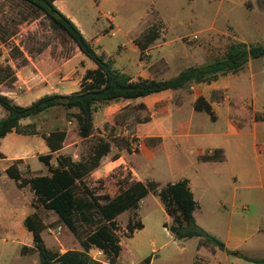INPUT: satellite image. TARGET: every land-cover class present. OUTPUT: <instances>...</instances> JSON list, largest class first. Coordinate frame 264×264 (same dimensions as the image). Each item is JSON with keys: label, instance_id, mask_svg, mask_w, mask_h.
<instances>
[{"label": "crops", "instance_id": "crops-1", "mask_svg": "<svg viewBox=\"0 0 264 264\" xmlns=\"http://www.w3.org/2000/svg\"><path fill=\"white\" fill-rule=\"evenodd\" d=\"M245 1L248 0H220L219 12L210 18L198 15L169 18L157 10L158 17L154 18L150 9L156 0H55L54 6L76 26L95 52L111 62L114 70L132 80L166 81L187 68L223 57L232 43L247 44L251 37H258V22H264V13H258L259 21H254L255 14L247 13ZM137 2L148 4L149 8L137 14ZM191 26L197 30L190 33ZM151 27L158 29L159 38L141 52L134 41ZM186 35L197 38H189V45H185L180 41ZM86 60L83 75L96 68ZM261 60L264 58L249 60L236 74L219 76L209 83L192 84L185 89L131 101L110 102L94 114V121L99 112L105 117L110 125L107 133L131 127L138 147L134 153L132 141L123 148L111 142L116 151L110 147L89 177L107 175L121 168L128 169L133 181L143 184L153 182L163 186L187 180L197 203L193 212L196 224L225 248L221 251L199 246L196 238L176 240L163 226L171 222L163 204L158 197L148 194L136 211L143 228L125 239L144 235L131 249L132 259L124 264H141L147 257L149 264H238L242 260L226 251L239 252L252 259H259L254 255L264 256V120L256 119V116L264 117ZM28 68L31 67L17 70L11 87L0 83V94L18 106H28L45 95H69L80 89L78 84V89L70 90L73 84L63 78L53 85L54 92L42 94L40 86H30ZM29 97L33 100L27 104L15 102ZM200 97L210 106L214 120L207 113L195 110V102ZM140 105L144 108L140 109ZM121 111H126V115L117 126L113 116ZM5 116L0 108V119ZM136 117L148 120L136 122ZM25 121L32 123L24 120L21 124ZM105 128L103 125L102 132L106 134ZM100 136L105 138L102 133ZM63 149L53 154L54 160L58 154L62 155ZM47 154L49 149L41 134H7L0 139V180L11 184L5 170L16 163L20 171L25 160L28 169L35 172L30 169L29 161H38V156ZM110 155L116 158L111 161ZM52 160L51 165L55 166ZM42 168L46 167L42 164L37 171ZM45 175H49L48 171L33 176ZM34 212L30 199L24 198L20 191H0V232L4 233L0 235V245L7 251L1 259L3 264H9L8 251L17 236L32 241L24 220ZM72 250L78 249L56 252L63 254ZM96 251L99 257L92 256L91 250L87 255L99 264H108ZM32 264H39L37 257ZM118 264H123L122 254Z\"/></svg>", "mask_w": 264, "mask_h": 264}, {"label": "trees", "instance_id": "trees-1", "mask_svg": "<svg viewBox=\"0 0 264 264\" xmlns=\"http://www.w3.org/2000/svg\"><path fill=\"white\" fill-rule=\"evenodd\" d=\"M18 1L42 14L52 30L64 33L79 52L96 66L94 70L85 72L79 91L69 95H45L28 106H18L0 94V108L6 113V116L0 119V139L11 132L22 136L38 135L34 123L22 125L21 121H32L56 109L63 110L65 120L75 124V137L78 141L84 142L93 138L85 158L74 161L70 156L58 154L55 158L56 165L53 166L51 165L53 154L63 148L67 133L59 129L41 134L49 154L38 156V161L47 168L49 175L24 178L16 163L5 170L6 176L15 183L16 188L28 186L33 194L31 207L35 212L24 220L25 229L32 235L33 248L22 247L20 253L24 255L30 251L36 252L39 264H99L87 255L90 250L96 249L108 264H118L122 247L117 235L119 227L116 218L125 212L136 213L140 201L148 194L158 197L163 204L166 214L171 219L170 224L165 223L163 226L176 240L196 238L199 246L225 251L223 243L196 224L193 212L197 209V203L193 199L187 180L163 186L153 182L146 184L127 182L113 196L109 194L96 196L88 188L85 179L99 167L102 158L109 153L111 142L118 145L117 140H112L110 135L105 138L95 137L94 114L110 102L131 101L163 91L185 89L192 84L209 83L219 76L236 74L249 60L264 58V44L232 43L223 57L199 67L187 68L170 80H132L128 75L114 70L109 60L95 52L76 26L57 10L54 6L55 0ZM158 38V29L151 27L135 39L134 43L143 52ZM139 108L144 107L140 105ZM194 108L196 111L207 113L214 120L211 108L203 98L196 100ZM125 115L126 111H121L113 116L115 125L120 126ZM256 119L264 120V117L256 116ZM147 120V117L135 118L136 122ZM130 175L127 173V176ZM40 209L53 212L60 223L77 237L79 251L72 250L59 254L45 246L41 233L46 226L37 213ZM78 221L93 225L92 230L83 238L78 235ZM142 228L139 219L134 220V217H130L126 225V238H131ZM226 253L246 262L264 263L262 260L243 256L239 252ZM149 263V257L141 262Z\"/></svg>", "mask_w": 264, "mask_h": 264}, {"label": "rangeland", "instance_id": "rangeland-1", "mask_svg": "<svg viewBox=\"0 0 264 264\" xmlns=\"http://www.w3.org/2000/svg\"><path fill=\"white\" fill-rule=\"evenodd\" d=\"M220 0H156L154 8L152 7L151 16L158 17V12L167 17H188V16H205L207 18L213 17L219 12ZM243 1V0H241ZM247 13H253L254 21H259L258 13H264V0H252L243 2ZM144 8H149L148 4L137 2V14H139ZM158 12H157V11ZM236 12V10H235ZM260 33L258 37H251L250 43L247 45H256V42L264 43V22H258ZM197 29L195 26H191L189 32H194ZM262 30V32H261ZM230 33V29H227ZM197 37V36H196ZM193 39V36L186 35L181 39V43L189 45L187 40ZM196 42V41H195ZM147 56H142L146 59ZM86 58L79 52L75 44L62 32L54 31L51 29L48 20L35 9L28 7L26 4L18 0H0V83H3L5 87H11L12 83L16 80L15 74L17 70H21V67L30 66L28 68L27 77L30 80V86L41 87L42 94L52 93L55 91V83L57 79L62 80L65 78L67 81H71L73 84L70 90L78 89V84L81 83V77L87 67ZM264 64V60H261ZM69 90V91H70ZM33 97L28 99H21L15 101L17 103L27 104L32 102ZM14 102V101H12ZM65 112L61 109L52 110L40 117L30 121L34 123L39 134H47L53 130H65L67 138L63 146V151L60 152L64 156H70L73 160L79 161L85 158L89 152L90 146L93 142V138L84 142H80L75 137V124L65 120ZM29 122V121H28ZM27 121L22 124H28ZM106 130V134L102 132V126ZM94 134L95 137L100 136L101 133L105 137L110 135L114 137L118 142V147L123 148L129 146L131 141H136V147L132 146L131 149L134 153H137V137L135 133L131 131V127L124 129L112 130V134L107 133L110 125L105 122V117L98 113L94 121ZM113 140V139H112ZM111 148L115 152V147L111 144ZM111 161L114 159L113 155L109 156ZM53 163L55 160H52ZM106 162V161H105ZM29 166L31 172L28 169V161L25 160V164L20 167L21 175L24 178H29L33 175L47 174L46 168L40 169L42 164L36 160H30ZM130 173L128 169L123 170L117 168L107 175H100L95 178L87 177L85 183L88 188L96 195L102 196L104 194H115L124 187L125 183L132 182V176H127ZM131 174V173H130ZM1 177V172H0ZM8 179V178H7ZM7 181V180H4ZM13 181L11 184L2 182L0 180V191H20L24 198H29L30 203L33 199V194L28 186L23 188H16ZM121 185V186H120ZM40 218L43 220L46 226L42 233L43 241L46 247L53 251L64 252L67 248H74L80 250L78 239L71 234L65 226L60 223L58 217L49 211L42 209L37 211ZM130 217H134V220L139 219L137 212H125L117 217V225L119 232L117 235L122 242V263L130 261L133 257L131 249L137 240L143 236V233L136 235L134 239H125L127 234L126 225ZM93 225H89L82 221L77 222V231L79 237H84ZM4 233L0 232V235ZM15 235H18L15 231ZM17 240L12 242L11 248L8 251L9 264H22L27 261L28 264H32V260L38 259L36 252L30 251L22 255L20 248L22 246L30 245L33 247V242L26 239L25 236L19 235ZM8 245V244H7ZM32 249V248H29ZM6 247L0 245V264L2 263L3 255L6 253ZM96 249L91 250V255H96ZM21 254V255H20ZM25 256V257H24ZM255 258H259L264 261V256L254 255ZM6 261V260H3ZM238 264H256L240 260ZM264 264V263H261Z\"/></svg>", "mask_w": 264, "mask_h": 264}, {"label": "built area", "instance_id": "built-area-1", "mask_svg": "<svg viewBox=\"0 0 264 264\" xmlns=\"http://www.w3.org/2000/svg\"><path fill=\"white\" fill-rule=\"evenodd\" d=\"M197 37L196 36H193V39H196ZM132 146L136 147V141H132L131 142ZM137 147H138V143H137Z\"/></svg>", "mask_w": 264, "mask_h": 264}]
</instances>
